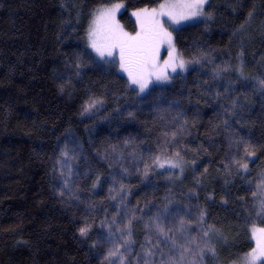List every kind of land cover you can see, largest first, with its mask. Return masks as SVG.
Here are the masks:
<instances>
[{
    "label": "trees",
    "instance_id": "obj_1",
    "mask_svg": "<svg viewBox=\"0 0 264 264\" xmlns=\"http://www.w3.org/2000/svg\"><path fill=\"white\" fill-rule=\"evenodd\" d=\"M117 1L133 31L131 10L160 0H0V264H118L128 231L120 251L140 264L156 224L202 236L201 211L217 230L204 264H241L264 228V0H209L211 20L174 34L190 69L143 95L87 46L94 11Z\"/></svg>",
    "mask_w": 264,
    "mask_h": 264
},
{
    "label": "snow or ice",
    "instance_id": "obj_2",
    "mask_svg": "<svg viewBox=\"0 0 264 264\" xmlns=\"http://www.w3.org/2000/svg\"><path fill=\"white\" fill-rule=\"evenodd\" d=\"M206 4H209V0H164L158 8L138 9L132 13L139 26V30L135 34L124 31L123 26L116 19V13L124 7L123 4L116 3L112 4L111 7L97 9L87 32L88 46L102 60L107 57L118 62L121 72L127 73L130 85H135L139 92L143 93L153 81L165 82L170 80L169 69L175 73L177 68L185 70L186 64L190 63L185 61L183 54L177 51L172 32L165 27V23L170 22L169 27H171L196 18L211 20L213 18L212 13L205 12ZM251 15L252 13H249L250 17ZM164 17L167 20H164ZM165 45L167 46V58L161 62V50ZM195 62L198 63L199 61ZM241 75H243L242 72ZM260 83L264 85V80H261ZM100 103L102 101L90 99L84 107V112H89ZM245 153L246 155H254L248 148L245 149ZM61 155L66 158L68 153L62 152ZM179 156L180 153L176 152L175 157ZM153 163L159 168H164L165 165L169 168H180V164L174 162V157L161 159V156H156ZM237 163L243 170H248L246 163L239 161ZM150 167V165L146 166L145 174ZM61 175L64 173L62 172ZM93 186L95 187V185ZM64 187H67V180L64 182ZM252 195L258 198L259 209L257 214H264V175H262L260 183L257 184V191H254ZM204 216L205 213L201 211L199 219L196 220L197 226L201 228L202 236L187 235L191 229L186 225H190L191 221L186 222L184 219L179 221V227L175 230L172 228L166 230L161 224H156V232L162 239L150 245L148 250L144 252V256L140 258V264H153L151 257L157 253H160L162 257L159 264H204L208 254L214 257L216 248L212 243V235L217 230L212 225H209L207 229L202 227ZM130 225L131 221L125 226V229L118 228L116 230L125 231L130 228ZM89 230L90 226L88 225L81 227L79 229L80 235L86 236ZM168 232H173V235L168 236ZM176 233L180 234L179 238ZM252 238L255 239L256 246L240 258L241 264H264V228L257 229L253 226ZM131 243V232L128 231L123 244L110 250L107 258H116L118 264H125L128 257L121 253L120 249L124 247L127 252V246ZM161 244L168 248L172 255L163 253ZM112 264H115V261Z\"/></svg>",
    "mask_w": 264,
    "mask_h": 264
},
{
    "label": "rangeland",
    "instance_id": "obj_3",
    "mask_svg": "<svg viewBox=\"0 0 264 264\" xmlns=\"http://www.w3.org/2000/svg\"><path fill=\"white\" fill-rule=\"evenodd\" d=\"M163 2H164V0H160V1H159L156 5H154V6H148V7H142V8H149V9H151V8H158L159 4H160V3H163ZM116 3H121V4L124 5V2H123V1H117V2L111 3V4H109V5L100 6V7H98L97 9H100V8H103V7H111L112 4H116ZM205 6H206V5H205ZM97 9L94 11L93 16H92V18H91V20H90V22H89V24H88L87 32H88V28H89V26H90L92 20L94 19V16H95L96 13H97ZM124 9H125V5H124V7H122V8L116 13V19L119 21L120 25L123 26L124 31L129 32V33H132V34H135V32L139 30V26H138V24L136 23V17L133 16L132 13H133L134 11L138 10V9H141V8L133 9V10H131V12H130L132 18L134 19L135 25H136V28H135V30H133V31H132V30H129V29L124 25V23L120 20V18H119V14H120ZM163 19H164V20H167L166 17H164ZM201 20H203V19H201V18H196V19H194V20L184 21V22H182L180 25H172L171 27H169L170 22H167V23H165V27H167L168 30L172 32V35H173V42H174V44H175L174 34H175V31H176L180 26H184V25H187V24H190V23H194V22H197V21H201ZM86 38H87V33H86ZM87 46H88V38H87ZM175 46H176V44H175ZM88 48L92 51V53L95 55V57H96L98 60L103 61V62H106V61H107L106 63H113V64L116 66V68H117V70L119 71V73H121V74L126 78L128 84L130 85V82L128 81L127 73L121 72V70H120V68H119V63H118V62H114L113 60H110V59L107 58V57H105V58L102 60L100 57H98V56L96 55V53H95V52H94L89 46H88ZM166 48H167L166 45L162 47V50H161V62H162L164 59L167 58ZM176 49H177V51L179 52L177 46H176ZM179 53H180V52H179ZM183 58H184V57H183ZM184 59H185V61H188L186 58H184ZM190 66H191V64H190V63H187V64H186V68H185V70H181V69L177 68V71H176L175 73L171 72V70L169 69V75H170V77H171V76H173V75H175V74H184V73H186V72L190 69ZM165 82H167V81H165ZM165 82H157V81H153V82L149 85V87H148L143 93L139 92V89H138L135 85H130V86H131L132 88H134V89L137 91V93H139L140 95H143V94H145V93L148 91V89L150 88L151 85H153V84H163V83H165ZM174 162H177V163L180 164V166H182V163H181V162H178V161H174ZM165 167H168V166L165 165Z\"/></svg>",
    "mask_w": 264,
    "mask_h": 264
}]
</instances>
